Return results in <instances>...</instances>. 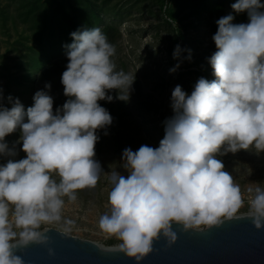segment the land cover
I'll list each match as a JSON object with an SVG mask.
<instances>
[{
  "label": "clouds",
  "instance_id": "1",
  "mask_svg": "<svg viewBox=\"0 0 264 264\" xmlns=\"http://www.w3.org/2000/svg\"><path fill=\"white\" fill-rule=\"evenodd\" d=\"M232 10L247 13L248 22L234 24L232 14L216 21V51L208 58L213 80L200 77L189 94L181 85L171 92L173 115L164 121L158 147L125 148L127 175L109 173V211L99 229L121 241L119 252L139 264L163 236L177 240L173 225L184 231L219 226L240 218L245 200L239 184L218 156L240 150L264 152V3L235 0ZM64 45L68 63L61 76V107L54 109L51 84L33 96L25 109L19 98L0 88V157H15L6 137L19 129L25 158L0 163V264H24L17 251L32 243L46 244L41 225L63 221L65 234L74 221L62 215L65 197L94 189L103 169L95 159L98 130L113 122L99 101L127 102L135 77L117 69L116 47L100 27L70 33ZM188 55L182 58V52ZM169 69L175 73L191 49L176 45ZM115 91L113 97L109 93ZM107 135V132H105ZM244 214L256 229L264 228V187H248ZM49 254H53L49 249Z\"/></svg>",
  "mask_w": 264,
  "mask_h": 264
},
{
  "label": "rangeland",
  "instance_id": "2",
  "mask_svg": "<svg viewBox=\"0 0 264 264\" xmlns=\"http://www.w3.org/2000/svg\"><path fill=\"white\" fill-rule=\"evenodd\" d=\"M15 1L18 0H0V88H3L5 106L10 107L6 98L11 95L19 98L26 109L32 106L35 92L43 90L46 83L42 82L36 70L32 72L34 77L29 73V76L27 75L28 60L25 53L34 46L33 37L29 29L30 24L21 22L19 11L16 10L18 3ZM124 1L126 0H112L111 6ZM170 5H175V1ZM127 8H131L132 13L128 15V22L120 29L122 38L115 46L116 55L113 58L118 70L123 69L135 77L129 90L128 101L113 100L115 103L128 105L123 118L125 124L121 129L122 147L113 151L114 145L109 138L105 140L104 145L99 140L95 145V159L101 164L103 172L97 186L94 189L79 190L75 202L68 201L65 197L62 213L65 219L75 222L68 235L106 247H116L121 243L115 237H108L98 226L99 217L109 211V173L116 170L127 175L121 167L125 148L136 151L144 144L159 146V141L164 136V121L173 115L172 90L179 84L186 92L191 93L198 78L204 77L198 69L208 64L209 56L206 50L212 46L207 43L208 32L205 31L201 42H198L196 32L189 31L190 40L181 48L191 49L192 60L183 59L179 69L170 73L169 69L179 62L173 59L169 52L178 37L175 26L165 23V12L160 9L157 0H131ZM228 14L234 16V24L248 22L247 13L245 18L242 17L243 13L232 11ZM185 15L184 13L181 16ZM177 45L180 43L177 42ZM187 55V51L181 54L182 58ZM63 71L47 82L51 84L49 94L54 99V109L61 107L67 99L61 84ZM26 75L30 78L28 85L23 79ZM109 94L113 97L117 95L115 91ZM106 102L99 101L102 107ZM113 102H108L107 105ZM8 136L11 148L17 152L15 157L8 159L25 158L26 154L21 150L22 143H16L20 139L19 129ZM217 158L222 160L224 170L240 185L243 196H248V187H264V152L256 153L254 149L240 150ZM247 210L248 208H241L238 215L245 214ZM62 224L63 221L43 224L40 230L53 228L63 232Z\"/></svg>",
  "mask_w": 264,
  "mask_h": 264
},
{
  "label": "trees",
  "instance_id": "3",
  "mask_svg": "<svg viewBox=\"0 0 264 264\" xmlns=\"http://www.w3.org/2000/svg\"><path fill=\"white\" fill-rule=\"evenodd\" d=\"M112 0H18L17 12L21 16L22 23L30 24V31L33 37L32 48L25 53L28 60L27 75H33L37 71L42 82L47 83L52 78L66 69L68 63L66 48L64 45L72 43L70 33L78 29L100 27L108 37L110 43L115 46L122 38L121 27L128 22V15L131 8L127 5L131 0L111 6ZM173 0H157L160 9L166 15L165 23L174 25L177 30L175 45L169 48L173 51L177 42L184 46L190 40V32H196V39L201 42L202 34L208 32L207 43L211 44L206 50L210 57L216 46L212 36L217 31L216 21L232 12L231 4L235 0H174L175 5L171 6ZM264 3V0H261ZM264 10V9H262ZM186 14L182 17V14ZM246 12L242 17L245 18ZM238 20V18H237ZM173 57V56H172ZM205 60H202L204 62ZM211 65L204 64L198 71L202 72L208 80L215 77ZM29 71V72H28ZM24 76L26 85L29 83V75ZM34 77V75H33ZM33 80V79H32ZM105 103V108L113 117V122L106 129L98 130L97 135L104 145L106 139L113 144V151L122 147L121 129L125 124L123 118L128 105L119 103ZM11 107V105H10ZM107 132V135H105ZM11 148L9 136L6 138ZM8 157H0V163H6Z\"/></svg>",
  "mask_w": 264,
  "mask_h": 264
},
{
  "label": "water",
  "instance_id": "4",
  "mask_svg": "<svg viewBox=\"0 0 264 264\" xmlns=\"http://www.w3.org/2000/svg\"><path fill=\"white\" fill-rule=\"evenodd\" d=\"M46 229V244L32 243L17 251L24 264H137L117 247ZM173 230L176 242L169 245L161 236L139 264H264V228L256 229L244 214L203 231H184L179 225Z\"/></svg>",
  "mask_w": 264,
  "mask_h": 264
},
{
  "label": "built area",
  "instance_id": "5",
  "mask_svg": "<svg viewBox=\"0 0 264 264\" xmlns=\"http://www.w3.org/2000/svg\"><path fill=\"white\" fill-rule=\"evenodd\" d=\"M244 200H245V205L242 208H248V204H247L248 196L247 197L244 196Z\"/></svg>",
  "mask_w": 264,
  "mask_h": 264
}]
</instances>
